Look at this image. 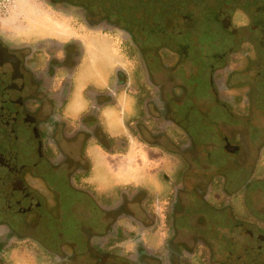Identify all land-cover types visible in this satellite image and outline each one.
Here are the masks:
<instances>
[{
  "label": "flooded vegetation",
  "instance_id": "flooded-vegetation-1",
  "mask_svg": "<svg viewBox=\"0 0 264 264\" xmlns=\"http://www.w3.org/2000/svg\"><path fill=\"white\" fill-rule=\"evenodd\" d=\"M46 2L84 8L73 28L110 38L126 67L100 94L89 84V107L67 118L82 41L14 42L0 33V264H34L38 253L48 264H264V0ZM183 61L188 74L206 71L224 107L209 144L239 170L236 189L207 187L198 144L173 123L171 103L181 101L170 86ZM122 91L134 101L127 133L112 137L101 110ZM132 141L163 156L157 168L168 188L92 182L89 145L124 154ZM186 166L198 171L191 181L203 182L199 194L229 200V246L185 229ZM75 215V227L62 226ZM72 228L84 237L63 242Z\"/></svg>",
  "mask_w": 264,
  "mask_h": 264
},
{
  "label": "rangeland",
  "instance_id": "rangeland-1",
  "mask_svg": "<svg viewBox=\"0 0 264 264\" xmlns=\"http://www.w3.org/2000/svg\"><path fill=\"white\" fill-rule=\"evenodd\" d=\"M4 5L8 6V12L3 13ZM85 13L84 8H71L66 4H63V7H53L46 0H0V33L6 39L14 42L33 40L35 37L43 36L39 31L45 30L49 32L47 34H50L58 28L68 31L74 26H79L77 24V21L81 19L79 15H85ZM110 34L115 38L118 37L117 31L110 32ZM191 69L193 67L186 66L185 61L176 66L177 83H172L169 94L175 95L181 102L177 104L172 101L171 103L174 109L173 123L185 131L188 136L187 140L192 138L194 144H198L199 161L200 164H203L199 170L204 169L203 175L207 176V179H203V182H208L207 187L209 189L218 188L225 184L230 185L231 189H236L244 179L233 178V182H231V177L233 172L234 175H237L239 170L228 164L227 161L225 162V154L218 151L214 147L215 145L209 144L214 137L221 134V129L217 125V116L220 115V111L224 107L218 105L206 71L196 73L194 70L188 74ZM73 81L75 83L76 78ZM236 102L237 106H240L239 99ZM104 120L106 121L105 117ZM244 155L241 157L244 158ZM185 169V190L182 192L185 194V229L201 239H205L206 236H214L217 241L225 242L229 246L232 236L223 231L225 227H230L235 221L230 217V209L226 208L229 206L227 205L229 200L226 198L225 204L223 200L213 198L212 194L205 196L199 194L200 191L204 194L203 182L191 181L194 176L199 175L197 169L192 166H186ZM162 171L161 169L156 171L155 180L166 189L168 184L162 178ZM248 182L250 185L253 184L252 187L256 183L255 180H248ZM152 184L153 182L150 186H153ZM207 192H209L208 189ZM74 194L72 193V196ZM181 197L183 198V196ZM76 217H72V222L64 219L62 226L68 225L69 230L70 227H75L73 221L79 222L78 220L81 219V216ZM89 220L85 219V221ZM72 230L64 235L63 242L68 241L69 238L82 240L84 235L73 228ZM48 260L39 253L32 259L34 264H48Z\"/></svg>",
  "mask_w": 264,
  "mask_h": 264
},
{
  "label": "crops",
  "instance_id": "crops-1",
  "mask_svg": "<svg viewBox=\"0 0 264 264\" xmlns=\"http://www.w3.org/2000/svg\"><path fill=\"white\" fill-rule=\"evenodd\" d=\"M39 33L43 36H54L59 41L77 39L85 45L86 52L82 53L80 63L74 72L76 81L63 111V116L67 118H78L90 104L86 95L87 86L93 84L99 94L104 88H112L113 72L118 65L125 68L126 59L120 52H117L110 38L96 32L85 31L81 28L68 31L58 28L50 34H47L49 32L45 30ZM116 87L119 88V85ZM115 97L114 101L103 106L101 110L102 118H106V121L104 120L106 131L112 137L127 133L124 118L125 114L131 111L134 101L133 95L128 92H118ZM88 154L92 160V182L100 185L99 187L106 188L112 184H133L145 187L149 191L159 187V183L155 180L156 171L159 169L157 164L159 161L162 163L164 158L155 149L146 148L132 141L129 149L124 154H119L107 153L98 145L90 144ZM152 182L153 186H150ZM65 264L82 263L81 261H68ZM88 264L91 263L88 262Z\"/></svg>",
  "mask_w": 264,
  "mask_h": 264
},
{
  "label": "built area",
  "instance_id": "built-area-1",
  "mask_svg": "<svg viewBox=\"0 0 264 264\" xmlns=\"http://www.w3.org/2000/svg\"><path fill=\"white\" fill-rule=\"evenodd\" d=\"M2 11H3V13H4V12H8V11H9L8 6H7V5H4Z\"/></svg>",
  "mask_w": 264,
  "mask_h": 264
}]
</instances>
